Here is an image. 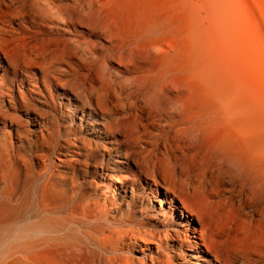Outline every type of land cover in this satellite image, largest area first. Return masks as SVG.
Returning <instances> with one entry per match:
<instances>
[{
    "label": "bare ground",
    "instance_id": "1",
    "mask_svg": "<svg viewBox=\"0 0 264 264\" xmlns=\"http://www.w3.org/2000/svg\"><path fill=\"white\" fill-rule=\"evenodd\" d=\"M0 264H264V0H0Z\"/></svg>",
    "mask_w": 264,
    "mask_h": 264
}]
</instances>
